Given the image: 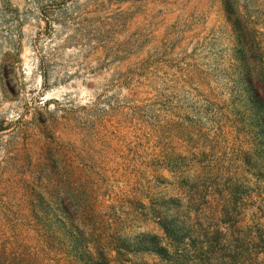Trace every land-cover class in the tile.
<instances>
[{
    "label": "rangeland",
    "instance_id": "rangeland-1",
    "mask_svg": "<svg viewBox=\"0 0 264 264\" xmlns=\"http://www.w3.org/2000/svg\"><path fill=\"white\" fill-rule=\"evenodd\" d=\"M258 93L264 0H0V264H264Z\"/></svg>",
    "mask_w": 264,
    "mask_h": 264
},
{
    "label": "trees",
    "instance_id": "trees-1",
    "mask_svg": "<svg viewBox=\"0 0 264 264\" xmlns=\"http://www.w3.org/2000/svg\"><path fill=\"white\" fill-rule=\"evenodd\" d=\"M249 73V71L247 72ZM254 89H256L253 85L251 87V89L249 90L250 92H252ZM249 106H250V112L253 114V118L255 121V124L258 127H264V99H262V97L259 95L258 93V97H248L247 99ZM165 229H167L166 225H165ZM182 239H177L174 243L172 244V248L174 249V251L176 252V255L179 258H183V256L185 255L182 249ZM192 247V246H191ZM195 250H202L203 247H199L197 244H195ZM169 247L168 246H164V245H157V247H155L154 251L159 254V255H164V253H167ZM200 263H202V261H199ZM199 264V263H197Z\"/></svg>",
    "mask_w": 264,
    "mask_h": 264
}]
</instances>
